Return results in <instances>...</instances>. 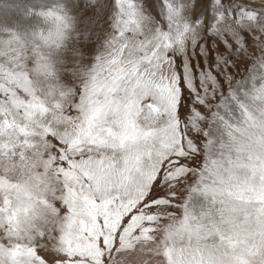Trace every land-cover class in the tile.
I'll return each mask as SVG.
<instances>
[{
  "label": "snow or ice",
  "instance_id": "obj_1",
  "mask_svg": "<svg viewBox=\"0 0 264 264\" xmlns=\"http://www.w3.org/2000/svg\"><path fill=\"white\" fill-rule=\"evenodd\" d=\"M17 11L0 264H264V0Z\"/></svg>",
  "mask_w": 264,
  "mask_h": 264
},
{
  "label": "rangeland",
  "instance_id": "obj_2",
  "mask_svg": "<svg viewBox=\"0 0 264 264\" xmlns=\"http://www.w3.org/2000/svg\"><path fill=\"white\" fill-rule=\"evenodd\" d=\"M20 3L21 0H0V20L5 18H17L16 16L19 14L17 11V7ZM43 3L51 6L57 3V0H43ZM239 71L241 73L243 72V66Z\"/></svg>",
  "mask_w": 264,
  "mask_h": 264
}]
</instances>
